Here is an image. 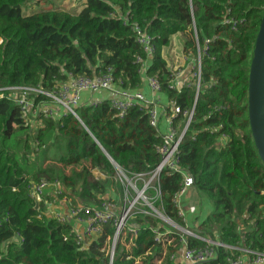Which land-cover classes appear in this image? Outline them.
<instances>
[{
	"label": "trees",
	"instance_id": "obj_1",
	"mask_svg": "<svg viewBox=\"0 0 264 264\" xmlns=\"http://www.w3.org/2000/svg\"><path fill=\"white\" fill-rule=\"evenodd\" d=\"M28 1L0 0V87L49 88L67 80L69 72L97 75L109 69L118 86L140 90L146 60V74L157 76L161 92L188 110L195 86L174 85L162 48L181 33L184 54L196 57L207 42L194 114L178 158L212 211L194 228L199 238H185L187 247L208 246L204 239H209L263 252L264 164L249 128L247 80L264 0H85L73 11L55 8L23 15ZM122 16L152 36L149 59ZM224 17L239 20L238 28L222 24ZM76 112L79 119L72 114L57 120L43 116L33 128L12 98L0 97V264H109L110 253L99 251L112 247L111 223L102 226L97 240L79 244L72 223L50 217L44 200L37 203L29 186L42 178L60 180L72 203L98 205L111 184L120 192L110 158L128 176L147 171L160 160L156 146L161 138L139 104L122 118L107 100L80 105ZM184 121L182 114L172 117L178 130ZM95 169L103 176H95ZM180 182L179 174L162 172L156 205L184 226L173 204ZM236 218L250 223L243 235ZM130 226L136 233L125 230L111 248V264H177L179 233L159 227L161 238L169 241L163 246L155 240L153 216L138 214ZM239 254L217 246L216 257L199 264H229L228 258Z\"/></svg>",
	"mask_w": 264,
	"mask_h": 264
},
{
	"label": "built area",
	"instance_id": "obj_2",
	"mask_svg": "<svg viewBox=\"0 0 264 264\" xmlns=\"http://www.w3.org/2000/svg\"><path fill=\"white\" fill-rule=\"evenodd\" d=\"M82 2L85 0H81ZM125 24H130L136 42L144 50L147 58L152 56L154 52V44L152 36L148 34L137 23H130L127 17L122 16ZM222 24L228 25L230 30H236L239 25V20L233 17H224ZM207 49V42L202 47V51L198 48L197 56L195 58V66L192 67V80L191 84L195 86L196 95L194 104L200 89V65H201V52L204 54ZM141 60L140 58H138ZM147 62L143 61L141 70L143 71L142 77L147 84L150 91L157 93L160 92V83L156 75L146 74ZM113 76L108 69L105 73L97 75L83 74H67V80L54 83L49 88L38 86H6L0 87V97L7 94L12 98L13 102L20 109L22 116L25 120L35 128L41 124V117H51L59 119L65 114H72L77 119L76 109L80 106L82 95L88 93H105L102 99H95L89 102V105L107 100L111 107L116 111L117 116L122 118L127 110L136 104L146 109L148 115V124L152 127L157 135L161 138L160 144L156 146V151L160 154L159 162L151 169L143 172L126 175L118 166L115 167L117 177L122 186V198L117 199H102L100 204H77L72 203L69 199L63 198L68 202L67 217L63 215L58 217L54 214L53 218L69 222L73 219L79 224L83 225L82 232L79 233L73 226V233L76 237V242L84 244L83 241H94L101 237L102 226L106 223H111L114 227L112 235V242L117 240L124 234L125 230L136 233L134 228H131L129 220L138 214H147L155 210L154 202L158 201L161 197L160 190V177L162 172L177 173L181 176L180 188L175 193L173 204L177 208L178 216L184 221V211L180 209L179 199L188 189L194 187L193 176L179 163L178 152L179 145L183 140V136L193 118L194 104L188 110H181L170 101L169 112L167 113L165 107H159L153 98H148L141 90L123 89L117 85ZM182 114L185 118L184 124L180 130L174 128L172 125V117ZM165 115L167 125L163 127L161 121ZM227 139L224 136L221 140L223 144ZM221 147V145H220ZM58 181H49L45 178L39 181L31 182L30 194L35 201L41 202L44 200L46 212L55 206L57 201V194L60 193L56 189ZM46 192L47 190H51ZM50 193V195H48ZM46 196H51L49 199H44ZM117 201V202H116ZM166 215V214H165ZM164 219H170L167 215H161ZM189 236L193 235L190 231L184 230ZM155 240L161 241L163 246L168 244L165 238H161L162 234L159 227H154ZM164 233H172L171 231H164ZM196 237V236H194ZM198 238V237H196ZM208 242V246L201 248L187 247L186 239L181 238L182 251L181 258L188 264H199L216 257V247L223 246L230 250H239L240 254L234 257H229V264H264V251L258 252L247 248L230 247L219 243L204 239ZM114 246V245H113ZM112 246V247H113ZM113 255V250L110 252V261Z\"/></svg>",
	"mask_w": 264,
	"mask_h": 264
},
{
	"label": "crops",
	"instance_id": "obj_3",
	"mask_svg": "<svg viewBox=\"0 0 264 264\" xmlns=\"http://www.w3.org/2000/svg\"><path fill=\"white\" fill-rule=\"evenodd\" d=\"M181 33H176L171 36L170 44L164 46L162 48V56L167 62V67L173 71L174 73V85L181 87L182 85L187 86L191 83L192 80V67L193 60L191 57H188L183 52V42L181 40ZM177 39H180V43L177 44ZM1 41V39H0ZM140 90L148 97L153 98L155 103L159 107H169L170 100L167 95L163 92L154 93L150 91L147 84L143 82V86ZM105 93H88L85 92L82 95L81 106L89 105V102L93 99H102ZM169 109V108H168ZM167 111V110H166ZM161 125L165 127L167 125L165 120V115L162 118ZM95 176H103L101 172L98 170H93ZM120 182V181H119ZM121 187V183H120ZM118 191L114 184H111L105 194L101 197L103 199H117L120 200V196H118ZM46 197V195H45ZM44 197V198H45ZM79 203V202H77ZM180 209L184 211L185 219H184V230L190 231L193 235L199 238V236L194 232V228L198 227V225L211 213L212 204L208 197L203 193L198 191L195 187L188 189L183 195L180 196L179 199ZM50 217L54 216V214H58V217L63 215L67 217L68 213V202L64 201V199H57L55 206L51 208V210L46 212ZM69 222L72 223L74 228L81 233L83 229V225L77 223L73 219H70ZM181 235V234H180ZM181 238H183L181 236ZM182 251V246L180 248V253ZM177 256V254H176ZM176 256H174V261L176 262Z\"/></svg>",
	"mask_w": 264,
	"mask_h": 264
},
{
	"label": "water",
	"instance_id": "obj_4",
	"mask_svg": "<svg viewBox=\"0 0 264 264\" xmlns=\"http://www.w3.org/2000/svg\"><path fill=\"white\" fill-rule=\"evenodd\" d=\"M247 116L254 145L264 164V11L256 33L248 72ZM110 161L114 167L118 166L111 158Z\"/></svg>",
	"mask_w": 264,
	"mask_h": 264
},
{
	"label": "rangeland",
	"instance_id": "obj_5",
	"mask_svg": "<svg viewBox=\"0 0 264 264\" xmlns=\"http://www.w3.org/2000/svg\"><path fill=\"white\" fill-rule=\"evenodd\" d=\"M84 1L82 2L81 0H29L22 8V13L23 15H29V14H33L36 12H39L41 10H47V9H63V10H69V11H73V10H77L79 8H81V6L83 5ZM181 40L182 42H184V38L181 35ZM180 39H177V44L180 43L179 42ZM191 59L193 60V66H195V58L191 57ZM193 70H191L192 72ZM222 139H220L221 142ZM58 183L55 186L57 190L60 191L59 194H57V199H69L71 202H73L72 197H70L67 188H65L60 180H57ZM52 191L51 190H47L46 192ZM68 194V195H67ZM48 195H50V193H48ZM118 196H120V198H122V186L120 187V192L118 194ZM121 200V199H120ZM117 202V201H116ZM77 203V202H75ZM77 204H80L77 203ZM155 205V210L151 213L150 216H153L154 219L157 220V226L160 228H163V230L165 231H171L175 234L179 235L181 234V236L183 238H186L187 236H189L185 231L184 228L182 227V225L178 224L177 222H175L174 220H172L171 218L168 220L164 219L161 215H165L164 211L156 205V201L154 202ZM237 222H238V231L240 232L241 235H243V233L250 227V223H246L244 222L241 218H236ZM130 224H136L137 223V215L133 216L130 220H129ZM115 242H112V246L115 245ZM111 248L112 247H108L105 250L102 251V249L99 252H104L105 254H109L111 252ZM176 256V255H175ZM177 264H188L186 261H184L181 258V253L180 251L177 252ZM179 262V263H178Z\"/></svg>",
	"mask_w": 264,
	"mask_h": 264
}]
</instances>
